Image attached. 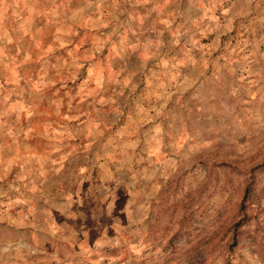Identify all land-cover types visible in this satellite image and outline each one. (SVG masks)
<instances>
[{"label": "rangeland", "instance_id": "rangeland-1", "mask_svg": "<svg viewBox=\"0 0 264 264\" xmlns=\"http://www.w3.org/2000/svg\"><path fill=\"white\" fill-rule=\"evenodd\" d=\"M0 264H264V0H0Z\"/></svg>", "mask_w": 264, "mask_h": 264}]
</instances>
